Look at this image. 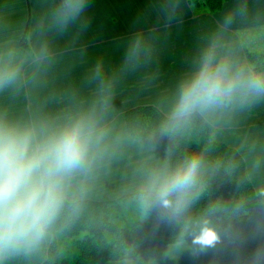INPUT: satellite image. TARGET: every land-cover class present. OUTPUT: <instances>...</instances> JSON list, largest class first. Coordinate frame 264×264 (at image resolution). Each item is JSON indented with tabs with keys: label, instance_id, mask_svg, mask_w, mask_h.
Segmentation results:
<instances>
[{
	"label": "crops",
	"instance_id": "crops-1",
	"mask_svg": "<svg viewBox=\"0 0 264 264\" xmlns=\"http://www.w3.org/2000/svg\"><path fill=\"white\" fill-rule=\"evenodd\" d=\"M60 2L0 0V58L10 56L23 69L14 86L0 90V113L60 120L103 99L112 137L86 181L84 199L146 191L147 173L170 167L167 144L129 134L126 110L149 104L168 114L210 47L253 74L246 51L264 50V0H227L215 12L197 11L188 0H86L80 17L64 28L53 22ZM203 116L217 140L243 155L255 190L264 194V96ZM218 233L220 241L203 253L180 241L101 264H264V220H240ZM51 239L50 233L3 264H42Z\"/></svg>",
	"mask_w": 264,
	"mask_h": 264
},
{
	"label": "clouds",
	"instance_id": "clouds-1",
	"mask_svg": "<svg viewBox=\"0 0 264 264\" xmlns=\"http://www.w3.org/2000/svg\"><path fill=\"white\" fill-rule=\"evenodd\" d=\"M86 7V0H61L53 22L64 28ZM135 54V53H133ZM22 65L10 56L0 58V90L14 86ZM264 96V75L236 65L215 47L202 55L198 71L187 78L163 123L178 131L196 114L226 104ZM112 131L99 106L84 108L60 120L12 118L0 113V264L6 257L37 248L62 219L83 209L86 181L96 162L108 151ZM206 164L193 154L175 167L150 170L145 189L174 221L183 219L192 249L201 253L221 239L207 215L184 219L198 198Z\"/></svg>",
	"mask_w": 264,
	"mask_h": 264
},
{
	"label": "trees",
	"instance_id": "trees-1",
	"mask_svg": "<svg viewBox=\"0 0 264 264\" xmlns=\"http://www.w3.org/2000/svg\"><path fill=\"white\" fill-rule=\"evenodd\" d=\"M188 1L197 11L215 12L227 0ZM21 43L29 47L26 36ZM246 54L252 70L260 75L264 71V50H247ZM166 118L167 114L160 108L149 104L137 105L125 112L127 130L133 138L167 144L170 167L193 154L205 161L197 189L199 196L184 219L207 215L218 232L240 220H264V194L255 190L239 150L217 140L214 126L201 114H196L178 131L163 129ZM141 201L152 204L149 217L128 226L115 221L121 210L113 205L131 207ZM81 232L85 234L77 238ZM50 233L52 239L42 264H101L134 258L151 247L192 239L183 229V219L172 220L147 191L113 200L84 199L82 211L59 221Z\"/></svg>",
	"mask_w": 264,
	"mask_h": 264
},
{
	"label": "rangeland",
	"instance_id": "rangeland-1",
	"mask_svg": "<svg viewBox=\"0 0 264 264\" xmlns=\"http://www.w3.org/2000/svg\"><path fill=\"white\" fill-rule=\"evenodd\" d=\"M206 10V9H205ZM264 46H261L260 50H263ZM250 51V50H249ZM254 52V51H253ZM116 210H121V214L118 215L119 218H115V221L121 225L128 226L131 223L141 221L147 217H149V213H152L153 207L152 204L149 202L141 201L137 205H132L131 207L127 205L115 206L113 205ZM85 232H81L77 238H81ZM110 236L112 234H109ZM72 248V246H70ZM70 248V249H71ZM73 250V249H72Z\"/></svg>",
	"mask_w": 264,
	"mask_h": 264
}]
</instances>
